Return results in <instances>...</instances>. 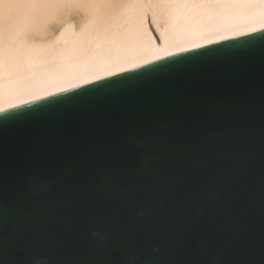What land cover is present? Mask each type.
Here are the masks:
<instances>
[{
	"label": "water",
	"instance_id": "1",
	"mask_svg": "<svg viewBox=\"0 0 264 264\" xmlns=\"http://www.w3.org/2000/svg\"><path fill=\"white\" fill-rule=\"evenodd\" d=\"M0 264H264V29L0 112Z\"/></svg>",
	"mask_w": 264,
	"mask_h": 264
},
{
	"label": "bare ground",
	"instance_id": "2",
	"mask_svg": "<svg viewBox=\"0 0 264 264\" xmlns=\"http://www.w3.org/2000/svg\"><path fill=\"white\" fill-rule=\"evenodd\" d=\"M264 29V0H0V112Z\"/></svg>",
	"mask_w": 264,
	"mask_h": 264
}]
</instances>
